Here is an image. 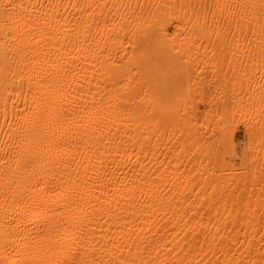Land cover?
I'll list each match as a JSON object with an SVG mask.
<instances>
[{
	"label": "bare ground",
	"instance_id": "6f19581e",
	"mask_svg": "<svg viewBox=\"0 0 264 264\" xmlns=\"http://www.w3.org/2000/svg\"><path fill=\"white\" fill-rule=\"evenodd\" d=\"M202 50L237 167L183 119ZM262 61L264 0H0V264H264Z\"/></svg>",
	"mask_w": 264,
	"mask_h": 264
},
{
	"label": "rangeland",
	"instance_id": "374dc122",
	"mask_svg": "<svg viewBox=\"0 0 264 264\" xmlns=\"http://www.w3.org/2000/svg\"><path fill=\"white\" fill-rule=\"evenodd\" d=\"M171 29L170 26V33ZM234 51L226 50L222 53L217 50H202L192 53L194 62L188 66L185 65L189 69L185 75L188 77L189 83L198 87V90L192 94V98L195 99L192 102L195 114L194 118L183 115V119L190 120L194 128L193 145L197 148H205L206 156L209 154L221 156L223 162L237 167L242 164L241 158L248 147L249 137L243 124L239 121V114L236 113L233 116L230 114V103H225V107H227L225 111V108H222L223 98H226L229 93H224L219 87L223 70L224 75H230L232 80L239 79L241 76L239 71L241 55L237 50ZM163 67L165 66H162V71H167V68ZM256 70L257 74L264 78L262 77L264 72H261L264 71V65H258ZM261 78V83H264V79ZM184 82V78H175L174 84L169 87L165 94L169 96L172 89L178 88ZM232 83L233 81L229 83L230 91L234 87ZM261 90H264V85H262ZM199 92L201 94H198ZM239 94L237 91L236 97H239ZM249 172L250 166L247 167V173Z\"/></svg>",
	"mask_w": 264,
	"mask_h": 264
}]
</instances>
